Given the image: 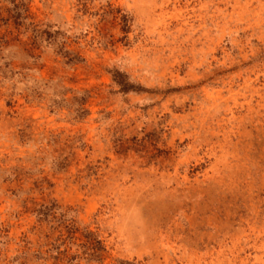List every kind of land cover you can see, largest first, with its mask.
Returning <instances> with one entry per match:
<instances>
[{"label":"rangeland","instance_id":"374dc122","mask_svg":"<svg viewBox=\"0 0 264 264\" xmlns=\"http://www.w3.org/2000/svg\"><path fill=\"white\" fill-rule=\"evenodd\" d=\"M0 264H264V0H0Z\"/></svg>","mask_w":264,"mask_h":264}]
</instances>
